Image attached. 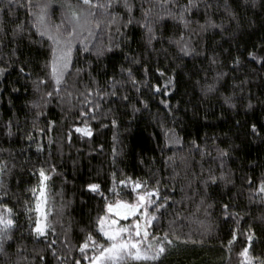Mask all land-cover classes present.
I'll return each instance as SVG.
<instances>
[{
    "label": "trees",
    "instance_id": "1",
    "mask_svg": "<svg viewBox=\"0 0 264 264\" xmlns=\"http://www.w3.org/2000/svg\"><path fill=\"white\" fill-rule=\"evenodd\" d=\"M56 2L58 5L60 0ZM229 2L237 13L236 20L228 19L222 0H212L207 10L201 4L192 19L203 23L207 11L222 28L192 34L191 38L185 33V40L195 48L192 55L183 56L174 43H169L181 31L172 20L156 26L158 39L150 48L142 43L143 30L131 25L122 30L131 37L127 45L121 43L119 49L104 57L97 58L93 51H74L67 83L39 117L31 102L39 95L34 81L47 80L43 68L47 45L42 47L39 41L43 38L35 34L30 40L27 33L10 42L12 20L30 25L23 8H16L11 18L0 11L8 21V35L0 34L4 41L0 45V67L7 69L0 75V161L7 163L8 171L0 175V181L8 191L3 202L13 208L22 226L14 232L15 243L9 249L13 259L19 243L28 257L22 264H42L36 257L41 250L45 264H56L51 252L46 251V243H37L29 235L28 218L35 219L38 197L31 189L39 188L41 167L50 177L45 182L47 209L55 228V235L50 234L48 239H56L59 254L68 255L66 264L81 257L78 246L86 231H93L102 240L94 231V222L98 214H104V200L87 185L99 184L105 196L115 199L109 192L115 183L121 198L131 202L136 196L131 183L135 180L146 181L149 189L158 188L159 198L154 199L166 205L159 211L149 209L157 216L150 231L159 237L167 232L173 240L160 264H239L238 253L247 246L249 231L255 233L251 255L264 257V203L260 194L250 191L264 179V66L247 55L254 51L264 57V0H255L254 7L251 0ZM7 7V0H0V9ZM60 15L57 7L53 19L58 21ZM135 15L139 17V11ZM111 38L120 42L119 34L113 33ZM102 39L107 44L109 36ZM237 57L241 60L238 68L233 65ZM132 58L140 63H131ZM20 67H24L23 73ZM122 68H132L139 91L127 82ZM76 69L83 71L77 73ZM218 73L224 76L217 83V91H203ZM113 77L121 81L115 88ZM169 77L174 78L171 85L167 84ZM244 80L248 82L241 85ZM157 86L159 92L155 91ZM40 87L41 91H51L53 85L49 81ZM87 89H92L88 97L91 103H84L85 97L80 95ZM123 96L129 99L125 101ZM227 96L233 97L235 107L225 103ZM133 106L139 111H133ZM81 110L88 115L81 116ZM85 121L91 136L76 131L85 127ZM50 122H54L51 129ZM252 124L258 128L255 135ZM38 145L43 150L38 151ZM220 151L227 156L221 157ZM209 170L218 177L224 174L231 182L218 180L205 188L202 181ZM120 180L126 184L121 185ZM165 197L169 199L165 201ZM202 199L204 204L200 203ZM209 204L212 207H207ZM223 204H229L227 217ZM27 207L32 211H26ZM234 232L236 240L229 251L228 241ZM65 236L70 253L61 243ZM93 251L89 249L87 254L91 256ZM0 264H4L3 258Z\"/></svg>",
    "mask_w": 264,
    "mask_h": 264
},
{
    "label": "snow or ice",
    "instance_id": "2",
    "mask_svg": "<svg viewBox=\"0 0 264 264\" xmlns=\"http://www.w3.org/2000/svg\"><path fill=\"white\" fill-rule=\"evenodd\" d=\"M248 2L249 0H245V3ZM222 3L228 19L236 20L237 13L232 7V3L229 0H222ZM251 3L254 7L255 0H251ZM7 4V9H0V11L11 18L16 8H23L27 17V24L30 25V27H26L24 21L12 20V40L10 42H15L16 37H23L27 33L30 40L35 34L43 38L39 41L42 47L47 45L48 58L43 65L44 76L47 80L38 78L37 81H34L35 91L39 95L36 100L31 102V107L37 110L35 113L37 117L43 114L44 109L54 97L60 96L61 86L67 83V76L73 66L74 51H93L97 58L104 57L107 53L113 52L114 49H119L121 43L127 45L131 37H127L122 30L128 29L131 25L139 26L143 30L142 43L144 47L150 48L153 41L158 39L156 26L172 20L181 31L179 37L174 41L169 40V43H174L180 54L188 56L195 52V48L185 40V33H189L191 38L192 34L198 35L212 28H222V25L216 24L212 17L207 14V11L203 23L192 19L200 9L201 4L205 10L210 9L212 0H139V3L137 0H60L58 5L56 0H7ZM57 7L61 11L58 21L53 19ZM136 11H139V17L135 15ZM7 24L8 21L0 16V34L4 36L8 35ZM113 33L119 34V43L114 42L111 38ZM104 35L109 36L107 44L103 43L102 37ZM3 43V39L0 38V45ZM77 45L80 47L77 48ZM15 54L16 50L13 49L12 55ZM247 55L252 62L264 66V57H258L254 51L248 52ZM131 63L139 64L140 60L132 58ZM212 63H216L215 58L212 59ZM233 65L236 68L240 67L241 60L239 57L234 59ZM6 70V68L0 67V75H3ZM19 71L23 73L24 67H20ZM76 71L79 73L83 69H76ZM121 71L127 74V82L139 91L137 87L139 82L136 80L132 68H122ZM144 71L147 74V68ZM157 71L161 76L164 75L159 69ZM223 76L224 73H218L212 82L203 86L202 90L206 93L217 91V83ZM49 81L53 85L52 90L41 91L40 86ZM173 82L174 78L169 77L167 84L171 85ZM247 82L244 80L240 84L243 85ZM120 83L121 81H117L115 77L112 78L113 88ZM155 91L159 92L160 88L157 86ZM97 94L100 95L101 93ZM110 94L115 96L116 92L112 91ZM67 95L71 97L72 94L68 92ZM80 95L85 97L84 103H91L88 97L92 95V89H87L86 93H80ZM122 99L127 101L129 98L123 96ZM224 99L225 103L235 107L232 103V96H227ZM161 103L168 107L167 101L162 100ZM144 106L147 107V104L145 103ZM95 107L99 108V105L97 104ZM248 107H252L251 103L248 104ZM133 111H139V109L133 106ZM80 115L87 116L88 113L81 110ZM91 118L95 119L96 117L92 116ZM52 123L54 122L49 123V129H51ZM112 124L116 125L115 119L112 120ZM40 131L43 132L44 129ZM76 131L82 132L85 136L92 135V130L87 126V121H85L84 128L77 127ZM169 131L174 133L172 129ZM251 132L254 135L258 133L256 124L251 125ZM176 142H179L178 138ZM49 143H51V139ZM41 150H43V146L38 145V151ZM219 155L221 157L227 156V152L220 151ZM7 171V163L0 161V175L6 174ZM52 171H55L54 167H52ZM113 177H115V173H113ZM49 178L45 169L41 167L39 169V196L36 198L34 210L35 219L33 220L31 216L28 218L29 235L37 243H46V251L51 252L56 264H66L68 255L59 254L55 247L56 239H48L50 234L55 235L54 225L49 219L50 210L46 209L48 197L45 182ZM218 180H226V177L224 174L218 177L209 170L207 178L202 182L207 188L209 184H215ZM226 182L230 183L231 181L226 180ZM248 182L251 185V179ZM119 183L124 185L126 181L120 180ZM131 183L132 191L136 193L135 199L131 202L121 198L115 183L109 189L115 199H109L105 196L100 190L99 184L87 185L91 192L97 193L104 200L101 209L104 214H98L94 222V231L99 237H102V240L94 236L93 231H86L83 242L78 246L81 257L74 259L72 264H82L83 261H86L87 264H160L168 254L173 245V240L169 238V234L166 232L163 237H159L150 231L157 216L155 212H150L149 209L155 207L156 211H159L166 206L164 203L158 204L157 199H154V197L159 198V189L156 187L149 189L146 181L135 180ZM140 189H144V191H139ZM0 191H2V195H0V258H3L4 264H22V262L28 261V257L23 254L26 251L23 245L16 243V259H13L9 253V249L15 243L14 232L22 226L18 225L13 208L8 203L3 202V198L8 196V191L2 181H0ZM31 191L35 194L37 189L33 188ZM250 191L260 194L261 203H264V179L260 180L257 188L250 189ZM164 199L166 201L169 198L165 197ZM200 203L204 204V200L202 199ZM207 207H212V205L209 204ZM222 209L226 217L230 215L228 212L229 204H223ZM26 211L31 212L32 208L27 207ZM197 211H199V206ZM231 215L235 214L232 213ZM121 221H128V223H121ZM254 238L255 233L249 231L247 235L248 244L238 253V257L241 258L239 264H264V257H255L250 253ZM176 239L178 240L179 237ZM235 240L236 234L234 232L232 239L228 241L229 251H231V245ZM61 243L70 253L67 236ZM89 249L94 250L91 256L87 254ZM42 251L44 250L36 252V257L42 264H45L46 256L41 254Z\"/></svg>",
    "mask_w": 264,
    "mask_h": 264
},
{
    "label": "rangeland",
    "instance_id": "3",
    "mask_svg": "<svg viewBox=\"0 0 264 264\" xmlns=\"http://www.w3.org/2000/svg\"><path fill=\"white\" fill-rule=\"evenodd\" d=\"M37 196H39V191L38 190H37ZM47 207H48V203L46 205V209H47Z\"/></svg>",
    "mask_w": 264,
    "mask_h": 264
}]
</instances>
